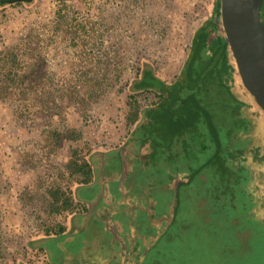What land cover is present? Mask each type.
Returning a JSON list of instances; mask_svg holds the SVG:
<instances>
[{"label":"rangeland","instance_id":"1","mask_svg":"<svg viewBox=\"0 0 264 264\" xmlns=\"http://www.w3.org/2000/svg\"><path fill=\"white\" fill-rule=\"evenodd\" d=\"M215 5L34 0L0 7V56L18 45L43 73L29 81L27 72L18 85L23 93L0 97V264H117L112 254L123 264H150L161 245V264H264V115L241 78L228 82L249 102L252 149L233 152L239 168L231 176L215 165L211 190L201 175L181 189L176 227L167 228L174 188L136 162L144 148L127 137L129 83L144 63L174 80ZM133 94L138 109L157 100L153 92ZM75 150L93 166L89 183H76L80 176L67 166ZM73 185L77 205L68 229L55 234L69 213L52 212L50 190L59 188L61 206ZM165 229L168 238L155 250ZM175 229L179 242L169 238ZM139 232L154 239L142 243Z\"/></svg>","mask_w":264,"mask_h":264},{"label":"trees","instance_id":"2","mask_svg":"<svg viewBox=\"0 0 264 264\" xmlns=\"http://www.w3.org/2000/svg\"><path fill=\"white\" fill-rule=\"evenodd\" d=\"M21 3L25 2L13 4ZM220 3L221 0H216L212 16L196 29L188 56L174 80L163 79L156 74L151 64L144 63L141 71L128 85L131 92L128 102L131 112L127 121L133 128L127 133V137H136L133 139L144 148L141 150L142 158L137 157L136 162L144 168L149 167L144 169L147 172L154 171V178L159 179V184H166L169 191L174 188L170 200L164 196L165 201L168 199L175 204L168 229L171 228V222L172 227H176L177 220L180 221L178 218L181 210V189L184 186L191 185L201 175L206 178L211 190L213 183L217 182L210 174L215 171V165L226 173L229 172L231 176L233 169L239 168L234 166L231 156L233 152L238 150L245 153L252 149L250 147L253 142L254 123L245 111L249 102L242 100L234 92L233 85L230 86L228 82L229 76H237L239 81L240 77L222 25ZM58 13L60 14V11ZM263 15L264 4L261 18ZM262 20L264 22V19ZM27 52L20 46L13 45L0 56V97L23 93L18 85H21V79L27 72L31 73L29 81L43 75L36 70L39 63L29 61ZM9 82L12 84L11 88L8 87ZM138 91L153 92L157 100L138 109L135 103H131L136 100L133 93ZM248 97L256 104L251 93H248ZM220 100L226 101L222 103ZM228 102L233 103L229 108ZM258 108L264 115L263 109L260 106ZM133 110L135 112L132 113ZM242 139L243 144L240 143ZM67 166L72 175L80 176L76 183H89L93 179V166L88 156H78V150L73 152ZM226 180L221 178L218 182L220 184ZM50 192L53 199L52 212H73L75 205L71 189L68 190L61 206H55L59 202L58 196H61L59 188L53 187ZM64 231L63 225L55 234ZM166 232L159 236L156 248L162 239L168 238ZM180 233L181 230H176V233L169 234L170 240L179 242ZM170 245L173 248L178 246V243L172 242ZM159 249L157 251L159 250L160 254L165 251L162 245Z\"/></svg>","mask_w":264,"mask_h":264},{"label":"water","instance_id":"3","mask_svg":"<svg viewBox=\"0 0 264 264\" xmlns=\"http://www.w3.org/2000/svg\"><path fill=\"white\" fill-rule=\"evenodd\" d=\"M34 0H0V6ZM264 0H221V21L243 86L264 111Z\"/></svg>","mask_w":264,"mask_h":264},{"label":"crops","instance_id":"4","mask_svg":"<svg viewBox=\"0 0 264 264\" xmlns=\"http://www.w3.org/2000/svg\"><path fill=\"white\" fill-rule=\"evenodd\" d=\"M92 181V180H91ZM90 181V182H91ZM81 184H85V183H81ZM73 187H74V185L72 186V197H73V200H74V205H77V202H76V200H75V198H74V195H73ZM73 214V213H72ZM72 214H69V217H68V220H67V222L64 224V226H65V231L68 229V225H69V220H70V218H71V216H72ZM134 229L135 228H131V230L130 229H128L129 230V232L132 234L133 232H134ZM64 231V232H65ZM145 232H143V234H144ZM149 236L152 238V240L154 239V234H153V232H149ZM149 236H147V235H144L143 236V239L145 240V237H149ZM111 260L113 261V262H115V263H117V264H123L122 262H120V260H121V258H120V255L119 256H117L116 255V258L113 256V254L111 255ZM142 259H140L139 260V264H140V261H141ZM146 260V259H145ZM141 264H143V260H142V263Z\"/></svg>","mask_w":264,"mask_h":264},{"label":"flooded vegetation","instance_id":"5","mask_svg":"<svg viewBox=\"0 0 264 264\" xmlns=\"http://www.w3.org/2000/svg\"><path fill=\"white\" fill-rule=\"evenodd\" d=\"M263 17H264V15H263ZM263 19V18H262ZM166 227V226H165ZM165 231H166V229H165ZM139 233H142V232H139ZM167 233V232H166ZM145 234H143L142 233V235H141V242L143 243L144 242V239H143V236H144ZM146 239V238H145ZM152 239V238H151ZM153 248H155V250H156V247H155V245H154V247ZM157 251V250H156ZM163 251V250H162ZM164 252V251H163ZM164 261V259H163V254H160V251H157V253L154 255V256H152V258H151V260L149 261V263L150 264H161L162 262Z\"/></svg>","mask_w":264,"mask_h":264}]
</instances>
